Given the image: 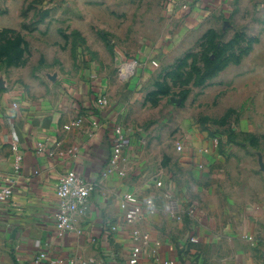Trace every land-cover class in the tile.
<instances>
[{"label":"crops","instance_id":"crops-1","mask_svg":"<svg viewBox=\"0 0 264 264\" xmlns=\"http://www.w3.org/2000/svg\"><path fill=\"white\" fill-rule=\"evenodd\" d=\"M222 1L182 0L186 9L171 24L186 35L203 17L218 13L209 8ZM90 75L46 93L16 91L2 100L7 124L0 133V188L11 185L12 194L0 203V264H31L38 253L45 254L41 264H125L136 244L137 264H264V190L252 185L257 173H246L243 186L225 187L227 169L212 138L179 143V167H173L172 150L162 160L126 127L130 92L113 86L108 72ZM100 97L105 105L98 104ZM256 103L254 121L264 134V90ZM116 126L126 137L123 175L106 173ZM67 170L94 188L74 229L61 235L54 218L56 189ZM226 189L249 192L244 200L236 193L223 198ZM126 193L142 202L152 198V209L143 207L127 222L121 207ZM168 194L182 222L167 211ZM134 230L148 233V240L133 238Z\"/></svg>","mask_w":264,"mask_h":264},{"label":"rangeland","instance_id":"rangeland-1","mask_svg":"<svg viewBox=\"0 0 264 264\" xmlns=\"http://www.w3.org/2000/svg\"><path fill=\"white\" fill-rule=\"evenodd\" d=\"M183 9L182 0H0V133L8 93H46L108 72L130 92L123 120L149 151L164 160L172 150L179 167V143L216 136L223 185L243 186L246 173H257L252 185L264 190V134L254 121L264 90V0L222 1L186 35L174 26ZM221 192L244 200L249 191Z\"/></svg>","mask_w":264,"mask_h":264},{"label":"built area","instance_id":"built-area-1","mask_svg":"<svg viewBox=\"0 0 264 264\" xmlns=\"http://www.w3.org/2000/svg\"><path fill=\"white\" fill-rule=\"evenodd\" d=\"M137 64L136 61L130 64L121 66V73L128 72L129 67L133 68ZM127 66V67H126ZM98 104L105 105L107 103L104 97L97 99ZM78 122V121H76ZM73 124V123H72ZM71 125H64L65 129H69ZM220 143V139L216 136L212 137V146L217 147ZM126 146V137L120 126H116L114 130V138L112 144V150L110 160L106 173H118L123 175L124 171L120 166V163L124 159L123 150ZM177 149H181V144L177 145ZM162 182L158 181L157 186H161ZM94 185L77 175L73 170L65 171L59 179L58 186L56 189V195L59 199V206L55 212V227L59 234L64 235L74 229V218L77 214H82L86 209L88 197L93 190ZM12 194L11 185H5L0 188V203L9 199ZM168 196L167 211L171 216L178 222L183 221V216L180 214V207L177 201ZM154 201L152 198L147 199L145 202L139 200V198L133 193H126L123 196L121 207L124 212V216L127 222L134 220L141 212L143 207L152 209ZM133 238L146 242L148 240V233L134 230L132 232ZM190 242H197L195 237L190 238ZM141 246L136 244L125 264H137L140 258ZM45 259L44 253H38L31 264H41L42 260ZM73 264V263H72ZM159 264H175L173 261L164 260Z\"/></svg>","mask_w":264,"mask_h":264},{"label":"water","instance_id":"water-1","mask_svg":"<svg viewBox=\"0 0 264 264\" xmlns=\"http://www.w3.org/2000/svg\"><path fill=\"white\" fill-rule=\"evenodd\" d=\"M262 169L264 170V164H261Z\"/></svg>","mask_w":264,"mask_h":264},{"label":"bare ground","instance_id":"bare-ground-1","mask_svg":"<svg viewBox=\"0 0 264 264\" xmlns=\"http://www.w3.org/2000/svg\"><path fill=\"white\" fill-rule=\"evenodd\" d=\"M124 74H125V72H124Z\"/></svg>","mask_w":264,"mask_h":264}]
</instances>
